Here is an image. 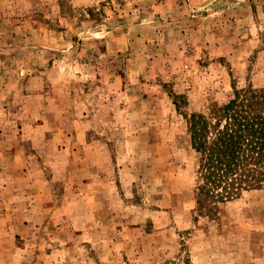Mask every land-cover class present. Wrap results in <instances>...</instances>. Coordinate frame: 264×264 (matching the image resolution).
<instances>
[{
    "label": "rangeland",
    "instance_id": "rangeland-1",
    "mask_svg": "<svg viewBox=\"0 0 264 264\" xmlns=\"http://www.w3.org/2000/svg\"><path fill=\"white\" fill-rule=\"evenodd\" d=\"M264 90V0H0V264H264V185L200 209L189 120Z\"/></svg>",
    "mask_w": 264,
    "mask_h": 264
},
{
    "label": "trees",
    "instance_id": "trees-1",
    "mask_svg": "<svg viewBox=\"0 0 264 264\" xmlns=\"http://www.w3.org/2000/svg\"><path fill=\"white\" fill-rule=\"evenodd\" d=\"M198 154L196 201L211 210L264 185V90L236 91L227 104L189 120Z\"/></svg>",
    "mask_w": 264,
    "mask_h": 264
}]
</instances>
